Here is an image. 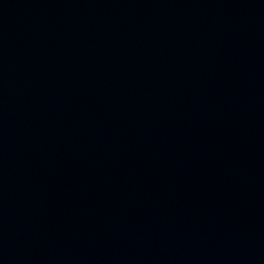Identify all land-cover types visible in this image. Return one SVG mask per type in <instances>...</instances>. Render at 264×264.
Wrapping results in <instances>:
<instances>
[{"label":"water","instance_id":"95a60500","mask_svg":"<svg viewBox=\"0 0 264 264\" xmlns=\"http://www.w3.org/2000/svg\"><path fill=\"white\" fill-rule=\"evenodd\" d=\"M0 264H264V0H0Z\"/></svg>","mask_w":264,"mask_h":264}]
</instances>
